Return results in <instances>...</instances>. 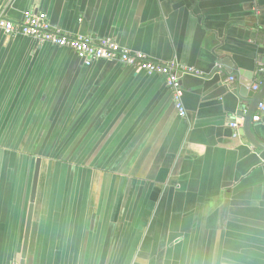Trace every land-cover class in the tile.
Wrapping results in <instances>:
<instances>
[{
	"label": "crops",
	"instance_id": "crops-1",
	"mask_svg": "<svg viewBox=\"0 0 264 264\" xmlns=\"http://www.w3.org/2000/svg\"><path fill=\"white\" fill-rule=\"evenodd\" d=\"M0 7L198 71L179 116L161 75L0 31V264L21 263L38 158L24 264H264V150L241 134L253 96L240 95L264 86V0Z\"/></svg>",
	"mask_w": 264,
	"mask_h": 264
},
{
	"label": "built area",
	"instance_id": "built-area-1",
	"mask_svg": "<svg viewBox=\"0 0 264 264\" xmlns=\"http://www.w3.org/2000/svg\"><path fill=\"white\" fill-rule=\"evenodd\" d=\"M0 31L7 36L22 34L38 42L49 43L57 47L69 49L88 65L97 59L115 60L133 67L136 71L161 75L171 89L178 115L185 116L186 114L182 102L181 79L184 74L198 73L193 68L176 63L175 61L162 63L152 59L145 53L123 47L110 38L96 40L88 35L70 34L61 28L51 25L44 12H26L20 22H14L5 16L3 9L0 7ZM260 70L264 72V65ZM234 80L235 77L230 75L224 79V83L228 87ZM252 88L253 90H258L259 85L254 84ZM263 112L264 95L258 103L256 112L251 120L254 122L259 121L261 118L260 115ZM230 125L236 131L240 126L239 116L234 117ZM10 264L21 263L19 260H14Z\"/></svg>",
	"mask_w": 264,
	"mask_h": 264
},
{
	"label": "water",
	"instance_id": "water-1",
	"mask_svg": "<svg viewBox=\"0 0 264 264\" xmlns=\"http://www.w3.org/2000/svg\"><path fill=\"white\" fill-rule=\"evenodd\" d=\"M241 84H242V87L240 90V95L241 96H246V95L253 96V101L251 102V105L249 106L248 111L245 114L241 134L245 135V137L248 140L250 145L254 146L255 148L264 150V142L259 140L256 137V135L253 133V131L251 130V119H252V116L254 115V113L256 111V107H257L258 103L261 101V99L264 95V86L255 93V90L252 89V81L251 80L250 81H242ZM39 166H40V158L37 159L36 165H35V170H34L32 191H31V196H30V203L28 206L29 211H28V217H27V223H26V229H25V237H24L22 256H21L22 257L21 264H24V257H25L27 241H28V237H29L31 217H32V212H33V207H34V198H35V192H36V186H37V178H38V173H39Z\"/></svg>",
	"mask_w": 264,
	"mask_h": 264
}]
</instances>
